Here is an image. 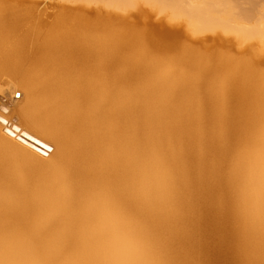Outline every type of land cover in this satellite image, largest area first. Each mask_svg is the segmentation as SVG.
<instances>
[{"label": "bare ground", "instance_id": "1", "mask_svg": "<svg viewBox=\"0 0 264 264\" xmlns=\"http://www.w3.org/2000/svg\"><path fill=\"white\" fill-rule=\"evenodd\" d=\"M0 264H264V0H0Z\"/></svg>", "mask_w": 264, "mask_h": 264}, {"label": "rangeland", "instance_id": "2", "mask_svg": "<svg viewBox=\"0 0 264 264\" xmlns=\"http://www.w3.org/2000/svg\"><path fill=\"white\" fill-rule=\"evenodd\" d=\"M110 9L111 12L115 15V17H120V18L124 17L126 21L129 22L128 24H130L132 27H135L136 29L142 31L144 30L151 37L157 38V32L152 27H154V25H156L157 23H162L163 16L157 14V11L153 10L150 6L144 5L142 3H133L131 4V7H128L126 9H122L121 5L113 6ZM179 27H181L180 29L182 33H181V37L178 38L181 41L180 40L178 41L182 44L190 43L191 45H195L198 43L199 39L213 36L212 33H201L194 35L188 32L182 25H180ZM233 44L234 47L232 51L234 53H237L238 51L241 52L242 50L246 49L249 46H254V44L249 41L241 44L237 43L236 41H233Z\"/></svg>", "mask_w": 264, "mask_h": 264}]
</instances>
